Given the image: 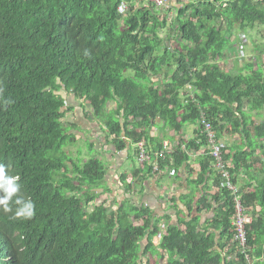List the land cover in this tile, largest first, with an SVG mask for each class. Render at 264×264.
<instances>
[{"label": "trees", "instance_id": "trees-1", "mask_svg": "<svg viewBox=\"0 0 264 264\" xmlns=\"http://www.w3.org/2000/svg\"><path fill=\"white\" fill-rule=\"evenodd\" d=\"M120 1L0 0V264H247L234 241L232 198L207 152L193 185L212 173L218 193L210 232L198 218L161 229L158 218L126 200L111 211L98 204L112 193L107 168L67 153L76 126L62 121L70 108L61 91L88 102L117 151L143 139L160 150L149 136L156 120L175 136L195 125L196 137L181 138L158 161L159 172L175 173L187 152L206 146L196 125L204 110L214 130L247 142L243 150L223 149L236 183L259 160L251 146L264 141V122L245 111L264 112V69L236 62L230 72L210 61L223 57L235 32L264 26V0L186 2L171 8V24L153 5H130L120 15ZM164 32L176 48L163 46ZM188 84L194 100L181 95ZM256 177L253 190L242 192L252 218L245 251L252 264H264V173ZM119 178L125 184V174ZM211 207L201 196L198 213Z\"/></svg>", "mask_w": 264, "mask_h": 264}, {"label": "crops", "instance_id": "crops-1", "mask_svg": "<svg viewBox=\"0 0 264 264\" xmlns=\"http://www.w3.org/2000/svg\"><path fill=\"white\" fill-rule=\"evenodd\" d=\"M177 7L179 6L177 5ZM171 16L172 15H169L170 18ZM167 47L169 49L171 48V46ZM61 94L65 97L66 108H70L62 120L66 121L68 125L74 124L76 126V124L72 122V119L77 118V122L86 128L87 124L83 121L84 116L81 109L75 107V105H78L75 96L73 95L72 98H70L71 94H65L63 91H61ZM246 112L250 115L252 111L250 112L247 110ZM67 116H70L71 121L65 120ZM67 121L70 123H67ZM154 124L155 125L150 128L149 136L158 139L160 143H167L169 149L170 147L172 149L176 148L181 138L190 140L196 137V135L193 134L197 129L195 125L184 127L181 131V135L175 136L172 131L162 128L159 120H156ZM74 132V129L70 130L71 134H74ZM221 132L217 131V135L220 136V140L222 139L221 141L226 147L237 148L240 142L242 146L246 147L247 142L239 135L231 136L225 131V135L222 137ZM77 133L85 139V136L82 135L80 131ZM92 139L91 143L98 148L97 151L99 154L103 153L109 162L111 169L106 167L107 174L105 181L108 187H115L114 191L111 190V195L115 194L114 198H116L117 201L120 197L123 201L126 200L134 206L147 209L153 217L160 220V228L165 226V224L178 225L180 220L188 222L194 218H198L199 228H205L208 225V232L212 231L209 227V222L213 218L214 210L217 206L211 199V196L218 193V189H214V177L212 173L210 174L208 172L203 184L198 186L193 185L194 180L200 173V164L203 158H205V147L187 152L189 156L187 163H183L175 173L166 170L158 174H152L147 171L145 167L147 164H140L134 144L126 142L125 148L117 151L115 145L112 143L109 144L110 142H107L105 138L103 140L100 137L97 139L95 135ZM123 139L127 140L125 138ZM261 145H264V141L260 140L256 141V143L251 146L252 149L256 150L255 155L259 157V160L255 164H252L251 169L248 171L247 169H241L238 173L236 185L242 192H251L253 190L252 188L253 186L255 187L256 184L253 179L254 175L257 176L255 179H261L263 177L264 146L261 147ZM151 150L153 152L156 151L154 146L151 147ZM182 150L185 151V148L182 147ZM230 151L231 149L228 148L227 153H231ZM134 160L137 166L134 165V167H130ZM126 167L128 173L123 172L126 176L125 184H123L119 177L122 175V169ZM214 171V168H212V172ZM251 176L253 178H250ZM116 189H119V194L116 193ZM204 195H208V200H211L212 207L208 211L203 210L201 213H198L197 203L200 197ZM219 235V232H215L216 241L220 237Z\"/></svg>", "mask_w": 264, "mask_h": 264}, {"label": "rangeland", "instance_id": "rangeland-1", "mask_svg": "<svg viewBox=\"0 0 264 264\" xmlns=\"http://www.w3.org/2000/svg\"><path fill=\"white\" fill-rule=\"evenodd\" d=\"M197 1L198 0H186L187 3L188 2L189 3L193 2V4H196ZM164 15L167 16L168 21L170 20L169 15H172L171 16V22L175 23V19H176V16H177L176 10L171 9L169 11H161L159 16L162 19V17ZM171 22H168V23L171 24ZM223 26L224 25H222V27ZM162 38L164 39V43H163L164 46H171V50L173 49V47L176 48L177 44L174 42V40H170L166 36L165 32L162 34ZM238 40L241 42V45H239V47L240 46L241 47L244 46L243 47V51H244V56L246 57V59H243L242 61L238 60V56L240 54L239 51H238V45H237ZM255 47H257L258 49L262 50L263 54H257ZM261 55H264V26L257 25L254 29L250 30L249 32H235L229 38V43H228V45L226 47V50L224 52V59H222V61H221V64H222L221 68L223 70H230V72H231L232 68H234V66L236 65V62H237V64L241 63V66H243V65H246L247 63H249L251 61H255L256 60L258 62L257 58H259V62H260L261 65L257 63L258 65H260V67H257L256 69L263 70L264 69V63H262V61H261V59H262ZM126 75H130V74L127 73ZM70 94H71L70 98H72L73 94L72 93H70ZM181 95L185 98L184 100H186L185 93L183 91H182ZM188 98H190V95H188ZM76 99H77L76 101H77L78 105H75V107H79L81 109L82 114L84 116L83 121L87 125H86V128H85V126H83L82 124H79V122H77L78 121L77 118H73L72 119V122L75 123L76 126H77L74 129L75 132L73 134L76 137V143H75V145H71L70 147H67L66 151H67V153H71V156L73 158H76L78 156L77 151H79V154H80L79 160L80 161H82L84 159L88 160V159H91V158H98L104 163V166H106L109 169H111L110 166H109V162L106 159V156L103 153L99 154V152L97 151L98 148H96L95 146L93 147L90 144L91 141L93 140L92 137L95 136V135L97 136V139L100 137V138H102V140L106 137L105 136L106 131H104V129H105L104 124L100 123L98 120H96L95 118H93L91 116L92 110H91L88 102L85 99H83V98H81L79 96ZM111 106H113V105L110 104V108H111ZM247 110L250 111V112L252 111L249 107L246 108V111ZM263 113L264 112H260V113L256 114L255 111H252L250 113V115H251V117L253 118V120L256 123H261V122H264V114ZM65 115H66V113H65ZM65 120L71 121L70 120V116L69 117L67 116V118H65ZM62 121L64 123H66V121H64V120H62ZM68 121H67V123H70ZM79 131L82 133V135L85 136V139H83L80 135H78L77 132H79ZM221 133H222V137H223L225 135V131H222ZM219 138H220V136H219ZM97 142H99V141H97ZM107 142H109V141H107ZM109 144H111V142ZM166 144L167 143H165V145ZM222 144L225 146V144L223 142H222ZM167 146H168V144H167ZM92 147H93V149H91ZM168 149H169V147H168ZM171 149L172 148L170 147L169 152L173 151V149H172V151H171ZM238 149L239 150L245 149V147L242 146L241 142L239 143ZM134 165L137 166V163H136L135 160L132 161V164H131L130 167H134ZM123 172H127L128 173L127 167L122 169V174H124ZM107 187H108V185H107ZM108 188L110 190H113V191L115 189V187H112V186H110ZM100 191L101 190H99V192ZM116 193L119 194V189H116ZM114 196H115V194L111 195V193L107 192V193H105V194H103V195H101L99 197L97 203L101 204V203L104 202V204H105V206H106V208L108 210H110V211L114 210L115 206L117 205L118 202H123V200L120 197H119V200L117 201V199L114 198ZM163 232H164V230H163ZM157 242H158V240H156V243ZM143 246H144V242L142 243V248H143ZM150 262L152 263L153 261H150Z\"/></svg>", "mask_w": 264, "mask_h": 264}, {"label": "built area", "instance_id": "built-area-1", "mask_svg": "<svg viewBox=\"0 0 264 264\" xmlns=\"http://www.w3.org/2000/svg\"><path fill=\"white\" fill-rule=\"evenodd\" d=\"M185 1L186 0H131L130 2H128L122 0L117 6V11L119 14H125L128 11L130 5H153L159 11H169L171 8H173V6L176 7V5L182 4ZM237 45L238 51L240 53L238 56V60L242 61L243 59H246L243 51L244 46L239 47V45H241V42L239 40ZM222 59H224V57H216V59L210 61V63L217 64L219 67H221ZM251 62L254 65L253 69L256 70L258 66L256 60ZM193 89L194 88L190 84L185 86L183 92L185 93L186 98H188V95H190L189 99L194 100ZM197 127L199 128V133L206 140V155L209 156L213 161L214 170L218 175H220L221 188L225 189L232 198L233 215L231 222L235 231L234 241L238 244L241 254L245 255L247 264H252L250 257L246 255L245 251L247 246V227L251 224L252 218L249 214L248 209L244 207V204L242 202V191L239 189L236 183L232 181L229 172L225 169V163L223 159L224 145L220 141L217 132L214 130L212 122L208 119L206 113L201 109L199 110ZM135 148L140 164L152 165V174L160 173L158 161L162 160L165 155L170 153L168 151L167 144L165 145L162 143L161 149L153 152L151 150V144H149L148 140L143 139L135 145Z\"/></svg>", "mask_w": 264, "mask_h": 264}, {"label": "clouds", "instance_id": "clouds-1", "mask_svg": "<svg viewBox=\"0 0 264 264\" xmlns=\"http://www.w3.org/2000/svg\"><path fill=\"white\" fill-rule=\"evenodd\" d=\"M122 1V0H121ZM125 1V0H124ZM131 1V0H130ZM184 3H186V1L184 2ZM184 3H182V4H178V6L179 7H177V5H176V7L175 8H180L181 6H183L184 5ZM138 6H145V5H138ZM147 6H151V5H147ZM174 7V6H173ZM127 13V12H126ZM125 13V14H126ZM159 13H161V11H159ZM120 15H124V14H120ZM168 22H171V18H170V20L168 21ZM168 48V47H167ZM169 49V48H168ZM170 50V49H169ZM220 57H222V56H220ZM223 57H224V54H223ZM222 57V58H223ZM217 65V64H216ZM238 65L241 67V63H238ZM218 66V65H217ZM219 67V66H218ZM221 70H223L221 67H219ZM204 111V110H203ZM206 113V112H205ZM207 115V114H206ZM208 117V116H207ZM216 132H217V130H215ZM218 137H219V135H218ZM220 139V138H219ZM135 146V145H134ZM205 148H206V146H205ZM224 148H225V146H224ZM136 149V148H135ZM206 152H207V150H206ZM171 153V152H170ZM169 153V154H170ZM0 171H2V169H0ZM162 172V171H161ZM5 202H6V200H5ZM29 207H31V205H29ZM162 228V227H161Z\"/></svg>", "mask_w": 264, "mask_h": 264}]
</instances>
